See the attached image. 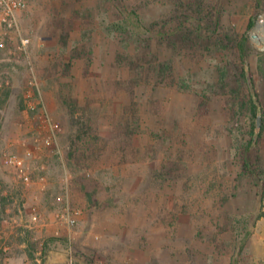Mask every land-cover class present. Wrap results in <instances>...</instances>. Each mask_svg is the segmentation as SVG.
I'll use <instances>...</instances> for the list:
<instances>
[{
  "label": "rangeland",
  "instance_id": "374dc122",
  "mask_svg": "<svg viewBox=\"0 0 264 264\" xmlns=\"http://www.w3.org/2000/svg\"><path fill=\"white\" fill-rule=\"evenodd\" d=\"M24 1L0 24V264H264L240 163L253 138L264 171V0Z\"/></svg>",
  "mask_w": 264,
  "mask_h": 264
},
{
  "label": "trees",
  "instance_id": "16d2710c",
  "mask_svg": "<svg viewBox=\"0 0 264 264\" xmlns=\"http://www.w3.org/2000/svg\"><path fill=\"white\" fill-rule=\"evenodd\" d=\"M116 11L118 13H121V11L119 9H117V7H115ZM123 17L120 19L119 22L114 23L112 25V27H114V31L120 32V34L125 35V38L123 40H125L126 44L129 42V40H135L137 41V39H133V36L135 35L133 33V30H131V25L129 24V21L127 19V17H124V15H122ZM253 25V21H251L249 23V28ZM112 31V32H114ZM111 32V31H110ZM247 41L248 38L244 37V39L241 41V43L238 45L239 47V52H240V57H241V61L243 63L244 66H247V62H246V58H247ZM141 43V42H140ZM264 62V57L261 56L259 58V64L261 65ZM172 73V66L168 63H166L164 66L159 68V71L157 74H170ZM243 78L245 79V82L248 86V80L246 79V74L243 75ZM179 89L182 90L183 87H181V85H178ZM249 101L252 104L251 107V114L253 116L256 115V111H257V95H252L251 89L249 87ZM264 131V126L261 127V130L259 131V136L262 135ZM253 144V138H251V141H249V146L244 147V149L241 152V168L242 171L245 174H248L252 177H254L255 179V186L258 188V194H261V191L264 192V180L261 177V174H264V171L260 168V155L257 153V151L255 149H251ZM258 167L260 168V171H258ZM261 199L264 200V194L263 195H259Z\"/></svg>",
  "mask_w": 264,
  "mask_h": 264
},
{
  "label": "built area",
  "instance_id": "2783aa9c",
  "mask_svg": "<svg viewBox=\"0 0 264 264\" xmlns=\"http://www.w3.org/2000/svg\"><path fill=\"white\" fill-rule=\"evenodd\" d=\"M25 8L24 0H0V24L8 28H14L16 26V13ZM27 40H22V45L27 44ZM8 85V82L6 83ZM26 98L31 99L32 94L30 91L27 93ZM29 108H33L31 103L27 105ZM4 163L9 166L21 168L23 165L22 159L13 155H4Z\"/></svg>",
  "mask_w": 264,
  "mask_h": 264
},
{
  "label": "bare ground",
  "instance_id": "6f19581e",
  "mask_svg": "<svg viewBox=\"0 0 264 264\" xmlns=\"http://www.w3.org/2000/svg\"><path fill=\"white\" fill-rule=\"evenodd\" d=\"M254 34L256 35L254 37V41L257 43H261L264 41V22H261L260 24H257Z\"/></svg>",
  "mask_w": 264,
  "mask_h": 264
},
{
  "label": "water",
  "instance_id": "95a60500",
  "mask_svg": "<svg viewBox=\"0 0 264 264\" xmlns=\"http://www.w3.org/2000/svg\"><path fill=\"white\" fill-rule=\"evenodd\" d=\"M255 36H256L255 34H251V38L252 39H254ZM249 85H250V89L252 90L253 87H252V84H251L250 81H249ZM260 122H261V117L260 116H257V118H256V127H257V129L260 128Z\"/></svg>",
  "mask_w": 264,
  "mask_h": 264
}]
</instances>
